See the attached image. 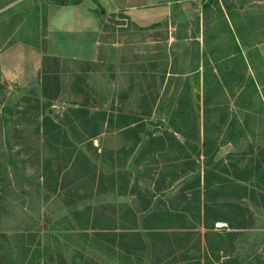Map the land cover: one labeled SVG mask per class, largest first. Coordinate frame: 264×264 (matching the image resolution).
<instances>
[{"label": "rangeland", "instance_id": "obj_1", "mask_svg": "<svg viewBox=\"0 0 264 264\" xmlns=\"http://www.w3.org/2000/svg\"><path fill=\"white\" fill-rule=\"evenodd\" d=\"M75 1L0 0V114L30 118L11 119L22 116V147L7 142L13 133L0 138V264H264V0H213L204 12L208 0L188 1L144 26L113 24L81 0L101 21L97 58L49 62L46 99L47 13ZM80 108L102 122L95 138L71 128L69 110ZM43 116L58 135L36 134ZM213 165L223 180L210 175L203 197ZM246 169L251 177L237 181ZM197 175L195 197L183 184ZM200 198L242 204L253 227L211 228ZM181 227L185 237L174 235Z\"/></svg>", "mask_w": 264, "mask_h": 264}, {"label": "crops", "instance_id": "obj_2", "mask_svg": "<svg viewBox=\"0 0 264 264\" xmlns=\"http://www.w3.org/2000/svg\"><path fill=\"white\" fill-rule=\"evenodd\" d=\"M94 1L103 9L100 11V15H110L116 20L125 17L134 24L144 26L170 16L172 9L177 4L194 0ZM75 2L67 6H54L48 10L45 26L46 55L59 59L93 61L97 58L100 47L101 21L94 14V8L89 6L86 1L77 0ZM196 7L194 12L198 15L199 10L201 11V5ZM209 201L213 205L221 203ZM200 202L203 203V198H200ZM232 206L229 207L232 209ZM229 207L225 206L223 209V216L226 220L215 219L214 222H211L214 219L213 215L209 219V226L213 228L217 224L218 229L222 228L221 230H225V234L231 236L244 233L253 227L252 224L243 220L242 204L234 206L237 209L235 211L238 212V219L235 220L236 222H230L226 212ZM218 229L213 230V232L218 231Z\"/></svg>", "mask_w": 264, "mask_h": 264}, {"label": "trees", "instance_id": "obj_3", "mask_svg": "<svg viewBox=\"0 0 264 264\" xmlns=\"http://www.w3.org/2000/svg\"><path fill=\"white\" fill-rule=\"evenodd\" d=\"M213 0H208L206 1L204 4H203V7H202V10L204 12V10H206L209 6V2H212ZM74 3V2H73ZM76 3V2H75ZM235 30V31H234ZM234 32H236L238 34V36L240 37V30L238 29V26H234ZM232 34V33H231ZM231 38L233 39V35H231ZM239 49H240V44H236L235 45V48L233 49L234 51H238L239 52ZM49 62H53L56 66L58 65V58L56 57H49V56H44L43 59H42V67H41V81H42V89H43V95L46 99H49L50 98V94L48 93L47 91V88H46V84H49L51 83L50 81V78L53 77V79L56 77V76H53L49 71H48V68L47 66L49 65ZM48 86V85H47ZM58 93V85L56 86V89H55V92L52 96H56ZM9 109V108H8ZM71 112L72 115L76 116L77 119L74 120V121H70V125H71V128L73 130H77L78 126L79 127H85V133L82 134V138L83 139H92V138H95L99 132H100V126L102 124V122L100 124H98V120L95 118V114H89V111H87L86 109H83V108H80V109H71L69 110ZM17 113H22L23 115H29L28 112L26 113V111H23V112H18L16 111ZM15 112V113H16ZM13 111H11V109L9 110H5L3 114H0V127L1 126H4L6 128V132L4 134H0V138L2 137V135H4L5 137V140L8 139V137L11 135L10 133H13V135L7 140V142L10 141V139L12 138H15L17 139V143L18 145H20L21 147L24 145V133L26 132V130L24 129V125H22V121L20 120L22 118V116H20V118H17V120H11L12 117H14V114H15ZM21 114V115H22ZM11 116V118H10ZM35 117V115H32ZM37 117V116H36ZM124 117V116H122ZM126 118V117H124ZM24 119V118H23ZM25 119H27L26 121H28L30 118L29 116L26 117ZM10 122V127L7 126V123ZM133 122H130L129 125H131ZM23 127V128H22ZM39 127H41L42 129H44L45 132H53L55 133L56 135L59 134V126H57V124H55L54 122H52V120L50 119V116H43L42 119H41V122L39 124V126H37V133H39ZM1 129V128H0ZM133 129V128H132ZM128 131H133L134 132V129L133 130H128ZM138 137H136V140H135V144L136 142H138ZM1 142V141H0ZM134 144V145H135ZM205 146L207 145V143L205 142L204 143ZM25 148V147H23ZM207 155V154H206ZM83 158L86 160L87 163H89V159H87L85 156H83ZM211 160V159H210ZM205 164V166H208L211 164V162ZM215 168H213L214 170H211V169H205L204 170V174H203V182H204V190H203V195L204 193H208L209 192V189H211V185L208 183L209 181V176L210 175H214V177L216 178V181L217 183L215 184L217 186V184H221L219 181L220 180H223V174H220L219 173V170L218 167L216 165H213ZM209 167V166H208ZM217 168V169H216ZM215 170H217V172H215ZM42 172H46L45 168L43 167V170H41ZM190 173H193L194 172V169H189ZM255 172H259L260 171V168L259 167H256V169L254 170ZM252 169H246V173L247 174H244L243 176H240V175H235V178L237 181H246L247 178L251 177L252 173L254 172ZM236 172V171H235ZM238 173V172H237ZM186 173L184 172L183 175H181L180 177H177L176 179H179V178H182L185 175ZM261 174V173H260ZM246 177V178H245ZM6 178V175L4 174V176H2V173L0 172V182H2L3 180H5ZM175 179V180H176ZM193 179V180H191ZM190 180L184 182L183 184V188L184 189H196V193L194 194L195 197L197 196H200V191H199V185L201 184V178L199 175L195 176L194 178H191ZM246 179V180H245ZM210 182V181H209ZM3 183H6V182H3ZM252 194H254V190H250ZM3 198V195H0V199ZM253 198H251L252 200ZM226 206V204H224L223 202L221 203H216L215 205H213L208 198H205L203 200V215H204V219H208V216L209 218H211L212 215H214V219L211 221V222H214L215 219H218L220 221H223L224 219L226 220V218H224L223 214V209L224 207ZM234 207V206H233ZM236 215L235 216H238V212H235ZM153 216H158V214L156 213V211L154 210H151L149 212V217H153ZM181 216V215H180ZM159 217V216H158ZM208 222V221H207ZM204 225V223H203ZM212 228V227H211ZM105 229H111L109 227L105 228ZM182 229H185L184 227H181V228H178V230L180 232H177V234H174L178 237L182 236V237H185L186 235H188V231L187 232H181ZM233 229V228H231ZM109 233V232H107ZM122 234H120V236H128L129 234H125V232H121ZM130 233V232H129ZM165 232H160V230L158 228H153V230L151 231V235L153 236H157V237H160L162 235L166 236L167 234H163ZM179 233V234H178ZM182 233V234H181ZM4 236L3 237H6L5 234H3ZM132 235H134L132 233ZM136 236H138L137 232L135 233ZM20 237V235H19ZM23 237V235L21 236ZM28 237H31V236H28ZM122 239V237H121ZM22 242L19 241V248L23 251V247H25L24 244H21ZM32 242H29L28 244L30 245ZM22 264H33L32 260H26L24 262V260L21 261ZM10 264H14L13 262H10Z\"/></svg>", "mask_w": 264, "mask_h": 264}, {"label": "water", "instance_id": "obj_4", "mask_svg": "<svg viewBox=\"0 0 264 264\" xmlns=\"http://www.w3.org/2000/svg\"><path fill=\"white\" fill-rule=\"evenodd\" d=\"M110 22L113 23V24H116L118 26H122V25L125 24V21L124 20H114V19H110Z\"/></svg>", "mask_w": 264, "mask_h": 264}]
</instances>
